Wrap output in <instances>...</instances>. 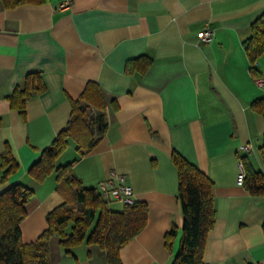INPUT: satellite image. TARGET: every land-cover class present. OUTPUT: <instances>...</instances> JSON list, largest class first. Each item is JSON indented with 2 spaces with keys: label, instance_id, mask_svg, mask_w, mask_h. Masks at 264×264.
I'll list each match as a JSON object with an SVG mask.
<instances>
[{
  "label": "crops",
  "instance_id": "1",
  "mask_svg": "<svg viewBox=\"0 0 264 264\" xmlns=\"http://www.w3.org/2000/svg\"><path fill=\"white\" fill-rule=\"evenodd\" d=\"M64 1L0 7V193L14 184L33 191L21 240L34 242L46 215L64 202L54 174L35 183L28 169L67 125L69 99L94 82L105 104L104 136L81 158L70 142L57 160L72 163L88 188L97 189L111 171L122 174L133 200L147 205L146 226L119 251L121 264H170L178 251L183 216L173 151L212 182L215 221L203 263L264 264V196L237 183L241 156L264 174V117L252 108L264 97L253 82L264 74V54L253 72L242 45L264 0H69L60 9ZM205 29L212 35L202 43ZM141 56L152 59L145 74L125 71ZM34 72L45 91L21 117L6 97ZM6 148L18 168L2 181ZM109 206L122 209L115 201ZM172 225L178 235L169 251ZM48 246L49 264H107L95 244L65 253L54 235Z\"/></svg>",
  "mask_w": 264,
  "mask_h": 264
},
{
  "label": "trees",
  "instance_id": "2",
  "mask_svg": "<svg viewBox=\"0 0 264 264\" xmlns=\"http://www.w3.org/2000/svg\"><path fill=\"white\" fill-rule=\"evenodd\" d=\"M47 1L0 0V7L13 9L20 5H41ZM242 45L254 72L257 59L264 54V13L251 24V34ZM151 64L152 59L141 56L127 62L125 71L143 75ZM44 91L40 74L28 73L23 86L14 89L6 100L11 110L24 117L27 102ZM69 101L71 114L67 125L28 169V176L35 183H42L54 174L56 190L64 202L46 215L47 227L40 236L34 242L24 243L19 226L26 216L25 206L33 191L14 184L0 193V264H49L48 244L54 235L58 236L65 253H71L82 243L95 244L105 251L107 264H121L119 251L146 226L148 211L145 203L133 201L122 204V209L115 211L109 206L111 201L105 200L98 189L83 186L73 172L72 163L56 165L70 142H74L79 158L91 153L107 127L105 104L96 83L88 82L80 97ZM252 108L264 117V97L254 101ZM259 150L264 159V138ZM239 159L244 172V189L251 195L264 196V174L255 171L246 156ZM171 162L178 176L177 197L183 223L179 248L170 264H204L205 242L215 221L212 182L175 151L171 154ZM17 168L10 150L6 148L2 156L1 180L5 181ZM177 235L178 229L172 225L165 234L167 250L171 251Z\"/></svg>",
  "mask_w": 264,
  "mask_h": 264
},
{
  "label": "built area",
  "instance_id": "3",
  "mask_svg": "<svg viewBox=\"0 0 264 264\" xmlns=\"http://www.w3.org/2000/svg\"><path fill=\"white\" fill-rule=\"evenodd\" d=\"M70 6V1L62 2L59 7L60 9H66ZM212 35V31L203 30L199 34V41L202 43H206L210 41ZM253 82L257 88H264V74H261L253 79ZM245 149H249L248 146ZM244 178V172L242 170V164L240 162V173L237 176V183L242 185ZM98 191L101 196L109 201L119 202L121 204H131L133 203V194L132 188L127 183L126 177L122 174L116 173L115 171H111L109 176L104 181H101L98 184Z\"/></svg>",
  "mask_w": 264,
  "mask_h": 264
},
{
  "label": "rangeland",
  "instance_id": "4",
  "mask_svg": "<svg viewBox=\"0 0 264 264\" xmlns=\"http://www.w3.org/2000/svg\"><path fill=\"white\" fill-rule=\"evenodd\" d=\"M59 162H61V160H57L56 161V165H59L60 164Z\"/></svg>",
  "mask_w": 264,
  "mask_h": 264
}]
</instances>
